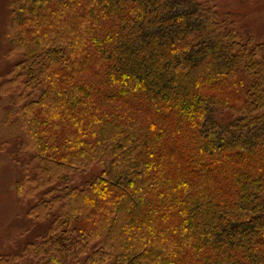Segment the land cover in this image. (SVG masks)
I'll return each instance as SVG.
<instances>
[{"label":"trees","instance_id":"trees-1","mask_svg":"<svg viewBox=\"0 0 264 264\" xmlns=\"http://www.w3.org/2000/svg\"><path fill=\"white\" fill-rule=\"evenodd\" d=\"M6 36L54 219L0 264H264V43L198 0H10Z\"/></svg>","mask_w":264,"mask_h":264},{"label":"rangeland","instance_id":"rangeland-1","mask_svg":"<svg viewBox=\"0 0 264 264\" xmlns=\"http://www.w3.org/2000/svg\"><path fill=\"white\" fill-rule=\"evenodd\" d=\"M198 1L216 11L219 21L237 33L244 43H264V0ZM9 3L10 0H0V83L8 79L18 61L8 54ZM14 99V94L4 95L0 91V258L21 255L27 245L45 238L54 219L39 221L29 215L37 201L46 199L44 192H39L36 200L29 198L25 190L18 192V183L25 179L28 182L38 172L31 153L24 150L27 138L19 120L8 119ZM103 170V166L93 165L75 174L69 188L89 182Z\"/></svg>","mask_w":264,"mask_h":264}]
</instances>
